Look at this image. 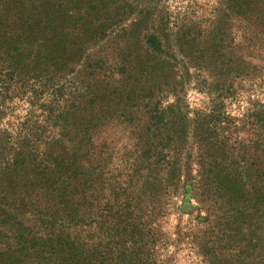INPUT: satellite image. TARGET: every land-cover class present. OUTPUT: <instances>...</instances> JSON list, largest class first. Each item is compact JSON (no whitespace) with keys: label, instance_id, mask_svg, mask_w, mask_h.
<instances>
[{"label":"rangeland","instance_id":"1","mask_svg":"<svg viewBox=\"0 0 264 264\" xmlns=\"http://www.w3.org/2000/svg\"><path fill=\"white\" fill-rule=\"evenodd\" d=\"M47 4L52 94L87 102L73 113L75 123L101 112L104 191L121 195L140 182L160 240L156 264H264V13L257 25L236 14L231 0L5 1L14 19L38 18ZM153 36L162 53L148 51ZM4 57L0 66L13 64ZM16 88L0 89V128L18 126L29 109L19 98L25 89ZM129 110L127 128L121 116ZM160 113L174 139L168 147L163 134L145 148V129ZM199 146L206 169L191 155ZM165 162L178 166L175 187L165 182Z\"/></svg>","mask_w":264,"mask_h":264},{"label":"trees","instance_id":"2","mask_svg":"<svg viewBox=\"0 0 264 264\" xmlns=\"http://www.w3.org/2000/svg\"><path fill=\"white\" fill-rule=\"evenodd\" d=\"M5 1L0 0V61L7 54L13 64L0 66V85H4L0 89L8 93L15 92L17 86L24 88L26 94L19 98L29 109L24 116H17L23 120L18 126L9 122L0 128V264H156L160 240L151 227L152 211L143 205L139 194L140 182L132 189H123L121 195H106L104 191L99 171L104 154L100 148L105 147L99 129L101 112L98 119L91 117L82 123L85 118L81 117V123H75L78 118L73 113L87 102L64 98L61 102L52 94V60L46 55L45 42L53 26L48 4L43 8L47 13L38 18L25 12L14 19ZM231 2L236 14L260 24L256 21L264 13V0ZM153 41L156 45L149 44L148 51L162 53L163 43L156 36ZM42 45L44 49L40 50ZM126 72L127 66L121 65L118 73ZM1 98L4 105L7 97ZM95 99L88 102L90 108L101 105L98 99L94 105ZM38 115L43 117L39 119ZM167 116L156 114L154 129H145V148L153 146L155 140L161 141L163 134L170 147L173 129L161 128L166 126ZM132 117L130 110L121 116L127 128L133 123ZM200 149L191 155L206 169L211 163L202 161L205 154ZM151 160L158 158L153 156ZM258 165L263 167L264 162ZM162 167L170 173L165 181L168 187L177 186V172L173 174L177 164L165 162ZM163 213L162 208L160 216Z\"/></svg>","mask_w":264,"mask_h":264}]
</instances>
